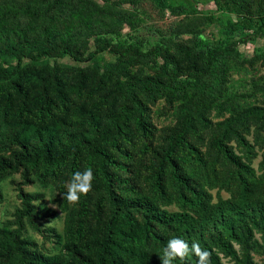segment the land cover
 Segmentation results:
<instances>
[{
	"label": "rangeland",
	"instance_id": "374dc122",
	"mask_svg": "<svg viewBox=\"0 0 264 264\" xmlns=\"http://www.w3.org/2000/svg\"><path fill=\"white\" fill-rule=\"evenodd\" d=\"M185 1L193 14L152 0H0V69L24 54L0 81V264H161L173 237L199 242L211 264H264V0ZM59 44L81 59L48 51ZM147 78L178 88L136 92L139 126L120 116L124 87ZM116 119L107 159L81 150L11 168L23 147L53 154ZM87 167L92 190L69 204L68 181ZM162 211L180 220L147 232ZM110 223L125 251L103 252Z\"/></svg>",
	"mask_w": 264,
	"mask_h": 264
},
{
	"label": "trees",
	"instance_id": "16d2710c",
	"mask_svg": "<svg viewBox=\"0 0 264 264\" xmlns=\"http://www.w3.org/2000/svg\"><path fill=\"white\" fill-rule=\"evenodd\" d=\"M132 1V0H131ZM156 2V4L163 10L170 11L176 14H193L195 12L194 7L186 2L185 0H152ZM215 3L219 6H223L228 11H240V4L237 0H215ZM105 50V46H99L98 51ZM50 53L60 52L63 54H67L72 56L74 59L79 58L73 51L67 48L64 45H54L48 48ZM128 53L126 51L120 53V57H127ZM139 55V54H136ZM24 54H20L18 58V63L15 67H13L10 71L5 70L3 68L0 69V81L8 80L13 76L17 75L20 70L21 57ZM168 83V82H167ZM164 85L170 86L172 84H162L158 80L147 78L142 81H132L125 85L124 92L128 95L132 102L131 108H125L123 113L120 115L123 118L133 117L136 119V122L139 126L141 124V117L143 115V106L140 101L136 98L137 93H147V94H159L164 91ZM176 89L178 88L176 84H173ZM120 117V118H121ZM121 128V122L119 119H116L112 122L110 127L103 129L96 137H94L91 141H73L68 146L62 148L56 153H51L46 144H39L37 148L33 151L25 150L21 152V154L16 155L15 165L11 166L12 169H16L18 167H26L28 165H35L40 162L45 166H58L65 162V160L69 157H76L81 150H87L93 157L100 159H107V155L100 150V146L102 143L107 141L111 136L117 133ZM182 181V179H180ZM185 181V180H184ZM186 184V183H185ZM199 200V199H198ZM196 200V201H198ZM23 205L28 208L29 200L28 197L22 196ZM116 221V217L112 218ZM180 220V216L176 214H166V212L162 211L160 214H149L146 216L145 230L149 231V226L153 222L163 223L170 225L172 223H177ZM122 234V231L110 223L108 230L105 233V239L101 244V248L104 253L109 254L110 245H115L125 251L124 247L120 244H116L115 238ZM95 264H104L103 254H100L97 257V262Z\"/></svg>",
	"mask_w": 264,
	"mask_h": 264
},
{
	"label": "clouds",
	"instance_id": "9594fccd",
	"mask_svg": "<svg viewBox=\"0 0 264 264\" xmlns=\"http://www.w3.org/2000/svg\"><path fill=\"white\" fill-rule=\"evenodd\" d=\"M93 179L91 167L82 171H74L68 181L67 191L63 198L69 204L79 203L81 196H86L92 190ZM190 256L195 258V264H211V251L202 248L199 242H193L189 245L187 241L178 237H173L166 242L159 258L161 264H173L177 259L184 262Z\"/></svg>",
	"mask_w": 264,
	"mask_h": 264
}]
</instances>
